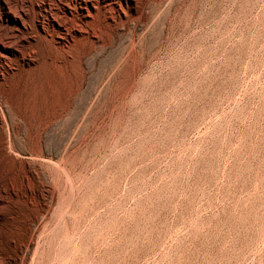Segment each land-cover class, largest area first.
<instances>
[{"label":"rangeland","instance_id":"374dc122","mask_svg":"<svg viewBox=\"0 0 264 264\" xmlns=\"http://www.w3.org/2000/svg\"><path fill=\"white\" fill-rule=\"evenodd\" d=\"M5 1L0 264H264V0Z\"/></svg>","mask_w":264,"mask_h":264},{"label":"bare ground","instance_id":"6f19581e","mask_svg":"<svg viewBox=\"0 0 264 264\" xmlns=\"http://www.w3.org/2000/svg\"><path fill=\"white\" fill-rule=\"evenodd\" d=\"M0 1H3L5 4L8 3L5 0H0ZM18 1H22V0H18ZM95 2H96V0H74L73 5L74 6L77 5V11H76V9H74L76 12L73 13L72 9L70 8V5H67L65 11L62 12V16H61L62 17V23L63 22H66V23L67 22H71V24L73 22L76 23L77 20L81 18L80 14L85 13L83 11L87 10L88 7L92 6ZM20 6H22V5H20ZM93 6H96V5H93ZM9 7H7L8 10H9ZM14 13L15 12L13 11V13H11V15H10V17H12V19L15 21L14 24L12 26H10V28L8 29L7 32L0 33V67L1 66H9L12 63H14V61L16 59H21L23 62L25 61L27 63L28 61L31 60V58H32V56L34 54V49H33L32 45L30 44V42L28 41V38L26 37V29L27 28L25 26V17L23 16V13H20L19 11H18V15H15ZM56 13L57 12L54 11L52 9V7L45 8L44 14L42 13L43 14V19L41 21L40 27H41V30L43 31V35L44 36H45V34L48 33L45 30V26L46 27L50 26L52 28V30L56 29L60 34L57 33L58 37L55 40H57L58 43H61L60 40H61V38L64 37V36H62V35H64V33H63L64 31L62 29H64V25L65 24L64 23H63L64 25H62V23L60 24V20L57 17L59 14L56 15ZM87 13L88 12H86V14ZM89 13H92V12H89ZM89 16H91V14ZM71 24L68 25V26H72ZM77 24L78 23H76V25ZM79 26L80 25H78V27ZM68 30H70V27H69ZM77 30H79V29H77ZM65 31H67V29ZM0 75H2V74H0ZM2 120H4L3 115L2 116L0 115V128L3 127L2 125H3L4 122L2 123ZM1 134H0V151H1L3 156H6V157L11 156L12 157V155H11V151L12 150H10L11 149V142L7 141L8 139L6 140V138H4L5 133L3 135H1ZM6 137H7V135H6ZM12 144H13V142H12ZM12 147H13V145H12ZM13 153H15V152H13ZM5 190H8V189H5ZM3 193H5V192H3Z\"/></svg>","mask_w":264,"mask_h":264}]
</instances>
